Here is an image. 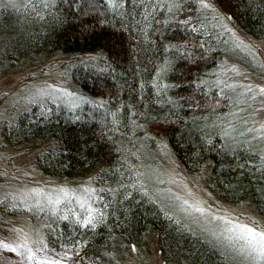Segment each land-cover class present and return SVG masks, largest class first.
Here are the masks:
<instances>
[{
	"label": "trees",
	"instance_id": "obj_1",
	"mask_svg": "<svg viewBox=\"0 0 264 264\" xmlns=\"http://www.w3.org/2000/svg\"><path fill=\"white\" fill-rule=\"evenodd\" d=\"M214 1L243 32L264 35V0ZM118 4L0 6V60L44 52L70 57V81L84 94L77 105L51 102L21 112L3 126L5 138L48 141L37 156L44 173L63 177L101 167L108 186L102 222L82 228L70 211L68 220L49 218L55 223L52 231L45 228L46 242L61 251L66 241L83 237L73 260L120 264L121 246L139 248L155 235L165 264H230L223 250L165 215L129 176L135 150L151 162L164 142L189 172L209 167L215 194L233 202L250 196L264 213V160L246 139L228 138L223 117L234 106L219 73L229 37L197 0Z\"/></svg>",
	"mask_w": 264,
	"mask_h": 264
},
{
	"label": "rangeland",
	"instance_id": "obj_2",
	"mask_svg": "<svg viewBox=\"0 0 264 264\" xmlns=\"http://www.w3.org/2000/svg\"><path fill=\"white\" fill-rule=\"evenodd\" d=\"M30 1L0 0V6L20 8ZM197 1L202 5L201 0ZM205 2L211 5L207 8L229 37L219 72L223 76L225 88L234 97V106L223 115L228 138L246 139V142L258 148L264 160V35L249 36L214 0ZM4 33L2 35H7V31ZM234 41L238 47L234 46ZM245 48L248 51H244ZM69 60L70 57L54 52L32 54L18 62L8 58L0 60V196L8 194V203L0 202V234L6 235L4 230L12 228H23L30 235L39 230L46 241L45 227L42 225L48 223L49 218L57 216L47 211L37 214L36 211L11 206L23 203L19 199L13 200L11 193H19L29 187H42L45 192L55 191L58 186L75 189L76 195L70 197L72 202L62 203L60 208L67 209V214L70 211L84 215L88 211V197L92 195L87 192V188L93 187L102 200L93 197L92 206L104 209L103 199L106 191L100 189H108V186L100 180L101 167L71 176L56 177L46 174L39 167L37 156L48 147V141L29 140L12 143L7 141L2 132L4 125L15 123L21 112L36 104L44 107L51 102L69 105L81 103L84 94L76 90L70 81ZM51 85H56L55 100L43 94L53 91L49 87ZM33 100L38 103H33ZM156 155L155 160L149 162L135 150V155L131 156L133 158L129 172L132 183L139 188H146L148 194L156 199L165 212L171 213L177 223H181L223 250L228 263L264 264V261H253L251 258L246 260L235 242L229 241L226 236L213 237L211 233L218 231L223 222L209 223L201 214L192 210V204L201 198L215 210L214 198L219 203L220 214H228L223 212V209L235 210V213L246 212V217L233 214L232 218L244 223H253L252 218H255L256 223L264 225V213L258 210L253 199L249 196L233 202L215 194L209 187V167L198 172H189L164 142L161 145V152ZM184 200H189V204L185 205ZM81 203H84L83 208L80 207ZM185 208L189 211H184ZM64 214L60 213L61 216ZM93 215L99 219L96 213ZM136 249L133 250L131 245L121 246L118 250L120 264H165L155 235H150L147 242ZM56 253L59 254L58 258L66 259L67 264H80L73 260L72 256L65 257L57 250ZM3 257H10L11 260L6 262ZM12 261L23 264L16 254L0 250V264H12ZM33 264L40 262L34 261Z\"/></svg>",
	"mask_w": 264,
	"mask_h": 264
},
{
	"label": "snow or ice",
	"instance_id": "obj_3",
	"mask_svg": "<svg viewBox=\"0 0 264 264\" xmlns=\"http://www.w3.org/2000/svg\"><path fill=\"white\" fill-rule=\"evenodd\" d=\"M113 2L114 0H108L110 5L113 4ZM125 2L126 0H119V4L116 6H123ZM133 2H135V0H133ZM201 4L204 7H211V5L207 4L205 0H201ZM236 39L238 40L239 38ZM233 43L234 46H239L235 41ZM244 51H248V49L245 48ZM49 87H51L53 91L43 94L55 100L56 85H51ZM32 102L38 103L36 100H33ZM3 175H7V173H3ZM139 190L145 195H148V190L146 188L141 187ZM100 191H108V189H100ZM87 192L92 194L88 197L87 214L73 213V215L76 216V223L80 227L91 229L95 228L97 223L102 222L105 213L101 208H93L92 206L93 197L96 200H102V197L97 190L93 187H88ZM75 195V189L70 190L67 186H58L55 191L48 192H45L42 187H29L22 189L19 193H11L13 200L19 199L23 202L11 206L14 208L36 211L37 214L47 211L51 215L68 220L69 216L67 214V209H61L60 205L62 203H71L72 201L70 197ZM127 195L131 196L132 194L131 192H128ZM208 195L211 197L210 193ZM7 196L8 194L0 196V202L8 203ZM183 203L188 205L189 200H184ZM33 205L35 206L34 208ZM213 205H215V210H213L212 206H208L207 202L203 201L202 198L198 202L192 204V210L201 214L203 219L207 220L209 223H212L213 221L223 222L218 231H213L211 233L212 236L219 238L223 235L226 236L229 241H234L239 252L244 254L246 260L251 258L253 261H264V225L256 223L255 218H252L253 223H244L232 218L233 214L246 217V212L235 213V210L223 209V212L228 214H220L221 209L219 203L215 201L214 198ZM80 207L83 208L84 203H81ZM184 211L187 212L189 209L185 208ZM61 212H64L65 214L61 216ZM93 213H96L99 216V219H97V216L93 215ZM205 213L208 215H205ZM165 215L170 217L171 213H165ZM209 216L211 219H209ZM54 223L55 221L52 223H45L42 227L52 231V225ZM4 231L7 234H0V250L10 251L11 253L16 254L23 264H33L34 261H39L40 264H67L66 259L58 258L59 254L56 253L54 248L49 247L48 242L45 241L44 235L39 230H35L31 235L25 232L23 228L5 229ZM86 242L87 241H85L83 237L80 239H70L63 245H60L61 252L65 257H71L73 252L79 249L82 243ZM131 247L133 250H137L135 243H132ZM49 253H51V255H49ZM108 255L111 254L109 253ZM3 259L6 262L11 260L10 257H3ZM12 264H16V262L12 261Z\"/></svg>",
	"mask_w": 264,
	"mask_h": 264
}]
</instances>
